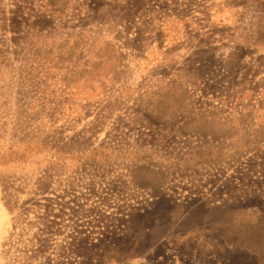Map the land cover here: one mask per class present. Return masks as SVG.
<instances>
[{
  "label": "rangeland",
  "instance_id": "1",
  "mask_svg": "<svg viewBox=\"0 0 264 264\" xmlns=\"http://www.w3.org/2000/svg\"><path fill=\"white\" fill-rule=\"evenodd\" d=\"M0 264H264V0H0Z\"/></svg>",
  "mask_w": 264,
  "mask_h": 264
}]
</instances>
